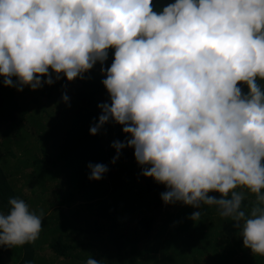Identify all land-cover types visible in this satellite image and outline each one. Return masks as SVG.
I'll use <instances>...</instances> for the list:
<instances>
[{"label":"clouds","instance_id":"1","mask_svg":"<svg viewBox=\"0 0 264 264\" xmlns=\"http://www.w3.org/2000/svg\"><path fill=\"white\" fill-rule=\"evenodd\" d=\"M97 63L110 103L98 105L89 134L114 122L126 136L111 145V163L133 149L141 175L165 186V205L198 209L193 222L214 207L264 257V0H174L159 10L153 0H0L4 87L83 79ZM87 168L90 181L109 170ZM8 205L0 247L35 243L43 213L20 198Z\"/></svg>","mask_w":264,"mask_h":264},{"label":"trees","instance_id":"2","mask_svg":"<svg viewBox=\"0 0 264 264\" xmlns=\"http://www.w3.org/2000/svg\"><path fill=\"white\" fill-rule=\"evenodd\" d=\"M165 1L153 0L154 10ZM113 59L110 49L105 69ZM104 78L92 69L83 79L62 76L51 86L18 92L0 77V212L20 198L43 213L39 239L0 247V264H86L90 255L103 264H264L214 207L202 206L193 222L189 217L198 209L165 205V186L141 175L133 149H123L111 163L117 155L111 145L126 139L122 126L109 122L89 134L101 115L98 105L110 103ZM26 95L31 101L21 102ZM89 163L109 170L90 181ZM254 199L248 196L245 207Z\"/></svg>","mask_w":264,"mask_h":264},{"label":"rangeland","instance_id":"3","mask_svg":"<svg viewBox=\"0 0 264 264\" xmlns=\"http://www.w3.org/2000/svg\"><path fill=\"white\" fill-rule=\"evenodd\" d=\"M174 2V0H166L165 2H164V4H163V6H165L166 4H168V3H173ZM103 67H105L104 65H103ZM100 68H101V65L99 64V63H97L95 66H94V68H93V70H95V71H98L99 73H100ZM20 96V94H18V97ZM107 97V96H106ZM31 96H28V95H26V98H24V99H20V101L21 102H25V100H26V103H29L30 101H31ZM33 103V102H32ZM52 105H54L53 103H51ZM33 107H34V105H33ZM57 107V106H56ZM30 202H31V204L32 203H37L38 204V202L37 201H35V200H33V199H30ZM29 207H30V209H32L33 207L31 206V205H29ZM178 209H181V207L178 205ZM187 262H188V264H189V260H187Z\"/></svg>","mask_w":264,"mask_h":264}]
</instances>
